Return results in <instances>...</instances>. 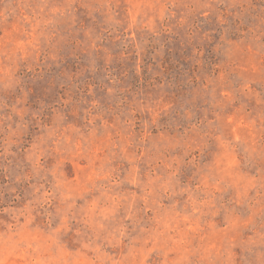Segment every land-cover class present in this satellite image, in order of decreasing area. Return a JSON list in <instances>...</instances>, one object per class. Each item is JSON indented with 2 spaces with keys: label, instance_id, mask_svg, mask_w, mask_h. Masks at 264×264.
Instances as JSON below:
<instances>
[{
  "label": "rangeland",
  "instance_id": "1",
  "mask_svg": "<svg viewBox=\"0 0 264 264\" xmlns=\"http://www.w3.org/2000/svg\"><path fill=\"white\" fill-rule=\"evenodd\" d=\"M0 264H264V0H0Z\"/></svg>",
  "mask_w": 264,
  "mask_h": 264
}]
</instances>
